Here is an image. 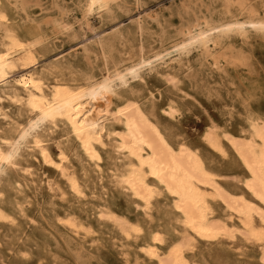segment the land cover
<instances>
[{
    "label": "bare ground",
    "instance_id": "1",
    "mask_svg": "<svg viewBox=\"0 0 264 264\" xmlns=\"http://www.w3.org/2000/svg\"><path fill=\"white\" fill-rule=\"evenodd\" d=\"M5 1L0 0V103L14 104L27 117L20 122L0 106V117L11 128L8 131L0 125V187L9 172L15 171L25 177V182L32 185L39 182L53 198L58 192L62 200L65 198L67 193L57 182L42 178L32 167L22 165L23 156L27 155L53 168L78 200L86 199L88 187L80 176L71 172L72 155L67 141L57 142L55 152L48 144L47 137L63 127L100 181L107 172L110 183L127 192L150 220L155 200L164 194L169 197L181 229L171 245H167L165 235L158 230L145 239V229L140 223L104 205L96 207L97 219L110 222L127 247L136 244L134 263H138L141 255L153 264H191L190 254L201 242L211 246L229 242L226 246L238 257L245 255L247 246L256 247L264 264V114L248 110L238 135L228 125L208 118L209 123L200 134L204 149L194 147L175 136L154 112L180 125L184 122L186 106L171 98L163 100L160 89L152 88L148 79L154 75L181 91L174 70L190 71L194 54L202 62L211 59L218 70L226 57L231 64L248 66L249 60L242 53L224 50L232 39L242 45L249 44L253 35L264 39V15L247 0H223L225 11L220 19H206L194 25L184 32L183 39L169 45L160 41L159 47L149 51L145 45L141 46L138 54L122 58L112 68L106 67L100 78L88 75L77 79L73 75L68 79L57 67L38 69L39 46L46 38L35 32L20 33ZM121 1L79 0L77 7L88 26L91 19L110 14ZM233 2L239 3L241 14H233ZM18 3L15 0V9L25 11ZM57 26L61 33L73 28L64 22ZM137 26L138 31L144 30L140 20ZM138 85L143 87L144 96L132 92ZM122 93L128 95L119 105L112 106L111 99L119 98ZM108 147L115 157L113 167L105 171L103 155ZM211 157L223 163H240L243 168V175L237 179L240 191H230L224 186L222 176L210 165ZM83 173L87 176V170ZM17 187L21 189L23 185L18 183ZM29 200L26 197L17 204V215L24 220H32L25 211L31 204ZM218 206L225 213L223 218L217 215ZM17 220L0 207V223L17 226ZM57 221L78 238L95 234L93 226L74 213L57 216ZM236 242L240 245L236 246ZM118 247L124 262L129 264L126 246L121 243Z\"/></svg>",
    "mask_w": 264,
    "mask_h": 264
},
{
    "label": "rangeland",
    "instance_id": "2",
    "mask_svg": "<svg viewBox=\"0 0 264 264\" xmlns=\"http://www.w3.org/2000/svg\"><path fill=\"white\" fill-rule=\"evenodd\" d=\"M16 1H19L18 6H24L25 11L15 9V0H6L5 3L9 6L10 14L16 18L20 33L35 32L46 38L39 46L38 69L57 67L68 79L73 75L77 79L88 75L100 78L106 73V67L112 68L122 58L138 54L141 46L145 45L149 51L159 47L160 41L165 45L179 41L183 39L187 29L204 23L206 19L216 21L225 11L223 0H122L110 14H104L103 18H93L86 26L81 9L77 7L79 0ZM247 1L255 6L259 14L264 15V0ZM11 2L14 3L13 6ZM231 10L234 15L241 14L237 2L232 3ZM139 20L144 27L142 32L138 31ZM59 22L68 26L72 24V30L61 33L57 26ZM226 46L225 52L232 49L234 54L242 53L248 58L249 65L231 64L226 57L227 60H222L218 70L212 65L211 59L202 62L194 54L190 59V71L174 70L179 79L177 87L182 92L154 75L148 78L152 88L160 89L163 100H178L187 108L184 122L180 125L154 111L156 117L179 139L201 149L204 147L200 134L210 118L228 125L238 135L248 110L264 114V39L253 35L247 45L232 39ZM1 90L0 85V94ZM132 92L144 96L141 85L134 86ZM127 95L122 93L119 98H112V106L119 105ZM157 104L155 101V107ZM147 105L152 107V104ZM0 106L20 122L27 117L26 113L7 101L0 103ZM8 123L0 117V125L10 131ZM63 129L60 127L52 136H48V144L55 152L57 142L67 141L66 146L70 148L72 155L71 172L80 176L88 187L87 197L78 200L53 168L24 155L23 166L32 167L38 176L57 182L67 195L62 200L58 192L57 197L53 198L39 182L32 185L29 181L25 182V177L20 172H9L0 187V207L13 214L18 219V225L0 223V264H126L118 247L121 243L126 246L124 250L130 256L129 264H153L141 255L138 263H134L136 244L130 243L131 247H127L128 244L120 240L110 222L97 219L96 207L104 205L116 214L140 223L145 229V239L154 230H158L165 235L167 245H171L181 229L178 218L171 209L169 197L164 194L155 200L150 220L127 192L110 183L107 172L104 180L100 181L99 175ZM107 150L103 155L105 171L113 167L115 157L110 147ZM211 160L210 165L222 176L224 186L230 191H240L237 180L243 175L240 163H223L212 157ZM84 170H87V176H84ZM18 183L23 188L19 189ZM26 197L30 198L31 204L27 205L25 211L32 220H24L17 215V204L22 203ZM67 212L74 213L81 221L92 225L95 234L81 239L67 231L57 221V216H64ZM217 215L220 218L225 215L221 206L217 207ZM227 244L230 243L211 246L201 242L195 252L190 254L191 264H262L256 247L247 246L245 255L238 257L229 251ZM239 245L240 242H236V246Z\"/></svg>",
    "mask_w": 264,
    "mask_h": 264
}]
</instances>
